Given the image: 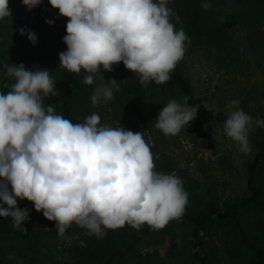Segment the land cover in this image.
I'll use <instances>...</instances> for the list:
<instances>
[{
    "label": "clouds",
    "instance_id": "obj_1",
    "mask_svg": "<svg viewBox=\"0 0 264 264\" xmlns=\"http://www.w3.org/2000/svg\"><path fill=\"white\" fill-rule=\"evenodd\" d=\"M21 2L30 11L42 0ZM49 3L69 18L60 65L71 72L85 70L86 84L94 82L101 67L111 71L120 61L138 74L142 85L164 83L184 57L188 37L171 22L169 0ZM201 7L211 5L201 0ZM9 16L8 0H0V20ZM46 23L54 21L46 18ZM19 32L37 43L35 32L26 27ZM2 68L15 82L10 91H0V217H10L14 227L26 231L23 222L30 209L19 207L17 198H27L55 221L58 235L64 236L75 223L100 238L106 229L126 223L137 230L145 224L160 229L183 215L188 203L183 181L156 170L142 131L101 124L99 113L74 123L44 103L45 97L59 95L47 68L31 70L22 62ZM119 90L118 80L109 78L94 89L91 102L98 106ZM187 99L170 98L155 118V127L165 135L178 134L197 115L199 105H189ZM238 105L239 100L230 101L224 131L248 153L254 118ZM255 124L264 127V119L256 118Z\"/></svg>",
    "mask_w": 264,
    "mask_h": 264
},
{
    "label": "trees",
    "instance_id": "obj_2",
    "mask_svg": "<svg viewBox=\"0 0 264 264\" xmlns=\"http://www.w3.org/2000/svg\"><path fill=\"white\" fill-rule=\"evenodd\" d=\"M217 1L208 0L211 7L205 10L201 0H169L173 10L170 19L174 25L180 24L193 46L217 54L216 60L227 65L234 59L229 57L237 41L229 24L218 18L212 8ZM243 1L239 11L247 22V43L252 47L264 46V0ZM8 6L11 16L0 20V91L5 93L15 81L4 75L2 65L22 62L31 70L44 68L48 39H53L58 55L67 49L63 37L67 34L69 19L60 15L49 0H42L30 11L21 0L12 1ZM46 18L54 23H46ZM20 27L35 32L37 43L29 41L26 33L21 35ZM112 73L120 90L108 100L110 107L117 114L131 115L141 123L150 120L147 104L150 90L165 94L175 89L182 99L188 98L189 105L194 102V88L179 63L172 70L171 78L160 84L151 81L142 85L138 74L127 69L123 61L117 63ZM87 74L83 69L76 73L61 66L55 79L59 95L45 97V105L52 104L58 114L74 123L83 122L92 114L91 95L96 88L95 82L84 83ZM168 164L172 166L170 160L158 162L156 170L167 172L172 169ZM247 186L246 195L229 201L222 200L215 192L203 194L192 186L188 201L193 209L185 210L181 217L170 220L163 228L153 229L145 224L137 230L126 223L116 229H106L100 238L89 234L60 256L51 254L49 243L52 239L49 235H55V221L37 211L34 202L17 198L19 207L30 209V216L23 222L26 231L14 227L10 217H0V264H132L133 255L148 236L157 237L160 245L166 246L163 255L166 264H220L222 259L224 264H264V140L248 164ZM72 225L81 228L75 223ZM213 234L223 244L220 256L218 249L212 250L210 246L215 239L207 238ZM150 260L146 258L133 264H158Z\"/></svg>",
    "mask_w": 264,
    "mask_h": 264
},
{
    "label": "rangeland",
    "instance_id": "obj_3",
    "mask_svg": "<svg viewBox=\"0 0 264 264\" xmlns=\"http://www.w3.org/2000/svg\"><path fill=\"white\" fill-rule=\"evenodd\" d=\"M12 1L16 3L18 0H8V4ZM243 3V0H218L215 5L212 4L217 17L229 24L237 41L229 57L234 59L229 64L222 65L216 60L217 54L210 53L204 47L193 46L187 35L186 51L178 63L194 88L193 104L199 107L196 117L178 134L165 135L155 127V118L170 98L184 102L175 89L165 94L153 90L148 92L150 120L145 123L131 115L117 114L108 101L92 106V113L100 114L101 124L125 127L134 132L142 131L150 145L154 163L172 162V166L168 164L172 169H167L166 173H174L182 179L188 198L191 197L192 186H196V190L203 194L215 192L226 201L246 195L248 164L261 149L264 140V127L255 124L256 118L264 119V46L252 47L247 43V22L239 11ZM174 18L178 21V17ZM175 27L182 28L180 24ZM56 49L53 39H48L44 68L49 70L54 79L61 68ZM116 67L117 63L113 64L111 71L101 67V72L94 74L96 87L112 78V71ZM232 100H239L238 107L254 118L248 135L251 148L248 153L242 152L237 142L224 131V120L231 110ZM192 207L188 201L185 210L191 211ZM87 235L88 229L71 225L65 235L60 236L55 227V235H49L52 238L49 241L51 254L60 256L67 253L70 247L82 242ZM207 238L215 239L210 242L212 250L217 248L219 256L223 254V244L217 239L218 236L213 234ZM165 252L166 246L160 245L157 237L148 236L133 255L131 263L150 258L155 263L166 264L163 261ZM220 264H224L223 259Z\"/></svg>",
    "mask_w": 264,
    "mask_h": 264
}]
</instances>
